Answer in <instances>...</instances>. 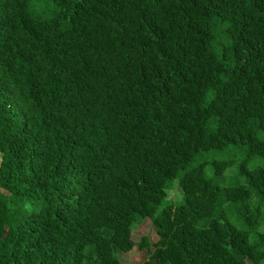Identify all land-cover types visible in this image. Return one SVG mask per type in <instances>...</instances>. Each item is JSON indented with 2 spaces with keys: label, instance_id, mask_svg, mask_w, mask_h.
I'll list each match as a JSON object with an SVG mask.
<instances>
[{
  "label": "trees",
  "instance_id": "16d2710c",
  "mask_svg": "<svg viewBox=\"0 0 264 264\" xmlns=\"http://www.w3.org/2000/svg\"><path fill=\"white\" fill-rule=\"evenodd\" d=\"M134 246L264 262V0H0V264Z\"/></svg>",
  "mask_w": 264,
  "mask_h": 264
},
{
  "label": "rangeland",
  "instance_id": "374dc122",
  "mask_svg": "<svg viewBox=\"0 0 264 264\" xmlns=\"http://www.w3.org/2000/svg\"><path fill=\"white\" fill-rule=\"evenodd\" d=\"M179 188L175 186L173 189L169 191V198H176L178 197ZM142 236H147L150 241V246L158 239L156 234V230L152 222L149 218H145L141 223L136 225V229L132 231V240L134 242L140 241ZM148 257L147 250L140 249L137 246H134L132 250L128 252H121L119 253L120 260L124 263H143ZM247 264H252L251 262H247ZM261 264H264L261 263Z\"/></svg>",
  "mask_w": 264,
  "mask_h": 264
}]
</instances>
